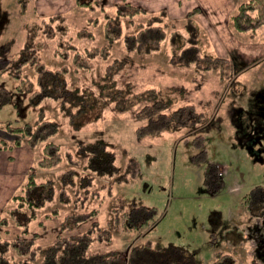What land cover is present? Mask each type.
Returning a JSON list of instances; mask_svg holds the SVG:
<instances>
[{"label": "rangeland", "instance_id": "obj_1", "mask_svg": "<svg viewBox=\"0 0 264 264\" xmlns=\"http://www.w3.org/2000/svg\"><path fill=\"white\" fill-rule=\"evenodd\" d=\"M93 1L80 4L79 0H0V12L8 18L0 31V57L4 54L12 62L21 54L23 65L18 62V74L26 78L32 90L38 88L41 74L44 80L59 82L48 78L46 71L59 70L67 82L66 88L74 91L78 87L87 97L90 93L99 94L98 83L103 81L104 95L122 89L119 96L124 100L152 91L148 102L164 100L162 112L170 114L185 106L202 122L192 125L193 116L186 115L182 123L183 116L172 115L166 125L155 123L148 128L146 116L135 117L141 103L119 109L116 98L102 102L98 95L91 94L90 103L80 108L70 100L49 95L34 103L35 98L31 99L27 89L26 97L21 96L16 92L17 81L0 71V84L12 94L0 108L1 122L10 120L21 125L46 117L59 124L58 132L51 137L61 144L64 155L57 167H38L40 150L28 144L23 145L29 149L28 157L11 153L24 167L30 164L28 172L34 166L38 180L54 178L72 165L86 173L79 163L68 164L67 156L76 154L80 141L97 138L112 144L120 167L126 168L134 156L141 168L138 175H131L124 182L98 176L87 198L73 196L67 204L60 200L62 190L56 177V199L44 211L49 213L48 209L58 206L61 217L42 213V222L33 227L38 242L49 244L61 235L89 227L96 218L75 230H63L61 218L73 210L96 208L100 224L113 232L110 241L95 240L90 251L116 250L117 257L123 259L134 244L151 240L154 245L186 248L198 264H212L216 251L231 254L235 264H264V122L254 119L261 111L260 98L264 99V25L248 32L235 29L231 16L245 0H237L233 9L217 10L213 2L207 5L200 0ZM132 7L142 11L133 14ZM162 9L171 18L170 28L185 34L186 22L194 18L206 51L231 61L226 67L214 69L181 65L172 54L170 35L151 54L143 56L130 51L124 36L134 28L131 19L139 24ZM118 15L123 32L113 41L106 30L117 27ZM251 43H257L254 58L246 54L252 51L248 47ZM233 47L237 49L230 51ZM230 52L239 56L233 59ZM83 57L89 63L85 67L81 66ZM116 59L122 62L118 64ZM112 65L118 69L113 80H108L102 75ZM1 66L0 63V69ZM256 125L261 126L255 128ZM253 135L261 141L256 144ZM209 161L217 163L222 175L223 184L217 192H212L205 180ZM19 172L17 169L15 175H4L11 183L1 188L6 195L0 194V211L13 194L5 202L8 193L13 187L17 191L24 182ZM1 177L2 174L0 185ZM68 189L75 192L72 187ZM139 204L154 207V225L141 232L123 229L122 212ZM3 231L6 237L21 234L14 226L3 227Z\"/></svg>", "mask_w": 264, "mask_h": 264}, {"label": "trees", "instance_id": "obj_2", "mask_svg": "<svg viewBox=\"0 0 264 264\" xmlns=\"http://www.w3.org/2000/svg\"><path fill=\"white\" fill-rule=\"evenodd\" d=\"M79 2L80 4L94 3L93 0H79ZM127 6H132V4ZM132 8H134L133 14L142 11L139 7ZM170 20L171 18L165 9L152 13L139 24L134 23V20L131 19L134 28L130 33H125L124 36L127 48L130 51H136L139 55L146 56L159 50L163 41L170 35L172 54L177 56V60L181 65L191 66L194 64L199 70L214 69L222 66L226 67L228 62L231 61L229 58H220L206 51L200 36V26L194 18L190 17L186 22L187 34L174 27L170 28ZM231 20L235 29L240 32L256 30L264 25V0L242 1L231 16ZM116 26L114 28L115 32L114 29L106 30L108 38L113 41L120 37L123 32L120 15H118ZM29 43L26 47L27 50L30 49ZM76 55L78 56L80 53ZM83 59L81 66L85 67L89 63L86 58L83 57ZM28 60L30 62V58ZM22 61L20 54L17 59L13 58L7 67L2 68V73H9L17 81L18 85L16 87H19L18 89H27L31 99L35 98L34 103L48 95L70 100L74 103L73 105L78 104L79 108L90 103L89 96L91 93L87 97L78 87L74 91L66 88L65 83L67 82L64 80L65 77L62 76V73H59V70H46L48 71V78L59 80L57 83L61 85L56 90L55 80H44L42 74L38 76V88L32 90L31 85L27 84L26 78L24 76L20 77L18 74L23 65ZM115 61L118 64L122 62L117 59ZM18 62H21V66H18ZM117 69V66L112 65L102 76L110 80ZM39 70L40 67L37 71ZM40 71L38 72L39 75ZM98 84H100V93L91 95L94 97L98 95L97 99H103L102 102L108 101L109 98H116L119 109L129 108L131 105L141 103V108L135 113V117L143 118L146 116L148 128L155 125V123L166 125L172 115L183 116L182 123L186 115L193 116V122L190 121L192 125H195L198 121L202 122L201 118L199 120L198 116L193 114V110L184 109L185 106L177 107L170 114L162 112V106L166 105L164 100L158 99L152 101L151 104L148 102L149 97L153 95L152 91L137 93L134 98L124 100L119 96L122 89L110 90V94L106 96L103 94V92H106L104 89L106 83L103 81ZM8 99L9 96L6 93L3 96L0 95V108ZM58 125L56 120L46 117H41L33 122L27 121L21 125L13 124L10 120L0 121V149L12 150L17 146L28 144L34 150H40L36 162L38 167H57L64 160L61 144L51 139L58 132ZM67 157L69 158L68 164L79 163L86 173L72 165V168L64 169L56 175L62 190L60 200L63 204L71 203L73 196L75 198H87L91 194V187L97 184L95 180L98 176L113 179L114 182L118 183L127 181L129 176L138 175L141 172L140 164L134 156L129 158L126 168L120 167L117 164V155L112 144L103 138L80 141L76 154L68 153ZM216 164L214 161L207 162L204 172L205 180L212 192H217L223 184L222 175ZM34 168L33 166L30 169L20 188L12 194L8 203L0 212V264H198L195 255L186 248L174 244L167 246L154 245L151 240L134 244L129 254L124 257L125 260L117 257L116 250L90 251V247L95 240L110 241L113 232L111 228L103 227L100 224L96 208L73 210L61 218L63 230H75L82 223L96 218L86 229L61 235L49 244L38 242L37 233L34 232L33 227L35 224L42 222V213L44 212L46 216L56 217H61V213L58 206L48 209L49 213H45L46 210L44 209H47L48 204L56 199V177L38 180ZM69 187L75 189L74 195L68 189ZM81 192L83 193L82 196H80ZM250 196L251 194L247 199ZM262 207L264 211V202H262ZM154 222V207L144 204L133 205L121 214V225L123 229L128 231L141 232L145 228L152 227ZM9 226L17 227L21 234L16 237H6L3 227ZM212 264H235V261L231 254L216 251Z\"/></svg>", "mask_w": 264, "mask_h": 264}, {"label": "crops", "instance_id": "obj_3", "mask_svg": "<svg viewBox=\"0 0 264 264\" xmlns=\"http://www.w3.org/2000/svg\"><path fill=\"white\" fill-rule=\"evenodd\" d=\"M149 1H151V0H149ZM201 2H203V1H206L207 3V5L208 4H210V2H213L214 3V5H212L214 8H215V10H217L216 8L217 7H228V8H230V9H233L235 6H236V3H237V0H200ZM220 5V6H219ZM211 7V6H210ZM255 44H257V43H251V46H248L252 51H248V52H246V54L247 55H251L253 58H254V55H255ZM237 48H235V47H233L232 49L230 48V51L232 50V51H234V50H236ZM245 49H247V48H245ZM249 50V49H248ZM231 54H229L230 55V57L231 58H235L236 56H239V54H237L236 52H230ZM229 57V56H228ZM0 133H1V130H0ZM17 152L18 154H19V156L21 155V154H23V155H25V156H29V149L26 147V146H20V147H16L14 150H12V151H10V150H0V174H2V177H1V185H0V194L2 195V197L4 196V195H6L3 191H1V188L2 187H5V186H9L10 185V183H11V181L9 180V178L8 177H5L4 175L5 174H8V176H10L11 174H14L15 175V171L18 169L20 172H19V174L23 177V181H24V179H25V177H26V175L28 174L27 172H28V170H29V168H30V164H29V168L28 167H24V164L21 162V161H19V162H16L15 160H16V158H14V156L13 155H11V153H13V152ZM29 159H27V161H28ZM17 164V165H16ZM18 166H22V167H18ZM11 179H12V177H11ZM15 178H13V180H14ZM223 180V179H222ZM17 188H15V187H13V190L10 192V193H8L9 195L7 196V199H6V201L5 202H7L8 201V199H9V197H10V195L12 194V193H14L15 192V190H16ZM4 207V206H3ZM3 210V208L1 209V211ZM0 211V212H1ZM83 224V223H82ZM81 226V225H80ZM86 229V228H85ZM82 230H84V229H82ZM81 230V231H82Z\"/></svg>", "mask_w": 264, "mask_h": 264}, {"label": "flooded vegetation", "instance_id": "obj_4", "mask_svg": "<svg viewBox=\"0 0 264 264\" xmlns=\"http://www.w3.org/2000/svg\"><path fill=\"white\" fill-rule=\"evenodd\" d=\"M8 20V18H7V16H6V14L3 16L2 14H1V12H0V31H1V29H2V27L4 26V24H5V21H7ZM2 55V57H0V63L2 64V66H1V69H0V71H2V68L3 67H5V66H7L8 64H9V58H8V56H6V55H4V54H1ZM55 80V79H54ZM59 85H61V84H58V83H56V81H55V90L57 89V87L59 86ZM16 87V86H15ZM61 88V87H60ZM16 92H18V93H20L21 94V96H25L26 97V90H20V89H18V88H16ZM5 93H6V95H8L9 96V99L11 98V96H12V94H11V92L9 91V89L8 88H6L5 87V85H3V84H0V95L1 96H3V95H5ZM264 96V95H263ZM260 102H262L261 103V111L260 112H257V117L256 118H254L255 120H257V123H258V121H261V123L260 124H262V122H264V99H262V98H260ZM237 111H238V109H237ZM261 117V119H260V117ZM259 126H261V125H256V127L255 128H258ZM260 129V128H259ZM261 131H263V130H261ZM260 131V132H261ZM262 135V134H261ZM260 135V136H261ZM263 136V135H262ZM252 138H254L253 139V141L255 140L256 142V144L259 142V141H261V138H256L254 135L252 136Z\"/></svg>", "mask_w": 264, "mask_h": 264}]
</instances>
